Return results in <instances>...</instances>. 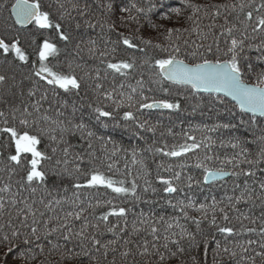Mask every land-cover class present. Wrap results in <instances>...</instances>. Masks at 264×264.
I'll use <instances>...</instances> for the list:
<instances>
[{
    "label": "snow or ice",
    "instance_id": "obj_1",
    "mask_svg": "<svg viewBox=\"0 0 264 264\" xmlns=\"http://www.w3.org/2000/svg\"><path fill=\"white\" fill-rule=\"evenodd\" d=\"M147 7L138 6L134 0H110L103 7L109 18L116 17L111 23L108 19H104L100 24L101 28L107 27L109 31L117 33L118 39L110 41L113 45L110 49L100 51L97 48L95 39L89 38L83 43L89 45L88 51L92 55L98 52L100 64L103 68L97 67L85 72L83 76H78L75 70L69 64V71L57 69L49 64V58L54 57L59 52L57 44L48 38H43L42 42L37 43L34 54L38 56L39 67H36L37 61L32 62V66L27 75L20 72L21 79H16L17 71L24 69L29 60L30 53L21 45V37L17 33L8 36L7 33L12 30L15 25H33L37 31L54 29L58 35V40L61 42L71 43L73 37L70 31L60 22L70 16L69 10L63 3H58V18L56 21L52 18V13L49 10H44L40 0H15L11 4V14L6 18L3 28L0 29V85H9V87L0 90V98L3 99L5 110H0V118H3V126L0 127V133L7 137L6 144L3 147L8 149V155L3 162V169L11 179L12 175H18L17 192H11V184L5 183L0 187V193H11L6 201L3 195H0V264H20L21 261L27 264L28 261H35L38 255H44L45 250L49 254H57L59 259L56 264H105L107 256L111 252L115 254L117 251L116 245L122 239V233H125L127 227V213L130 208L117 206L113 204L111 199L106 201L96 200L93 204L89 202L87 208L84 207V201L80 198V191L83 189H92L104 187L111 189L117 195L130 194L139 201L141 197L137 195V179L145 178L148 173L143 159L137 160L136 155L139 149H132V164H139L143 174L137 175L131 179L130 185L126 178L115 179L112 173L115 164L108 162L104 170V163L111 161L112 157L120 151L118 147H114L111 155L107 152L100 164L95 161L97 157L94 152L89 151L88 164L91 165L87 170H82L79 163H75L72 172H69L67 165L72 163L68 157L72 155L70 149L72 145L69 143L70 135L80 134L82 139H86L88 149L93 148L92 140L95 137L97 140L104 139L97 137L83 115L79 119L75 113L79 109L72 106V114L65 116L60 110L61 107L67 108V101L60 98V90L66 94L75 93L81 101L86 100L89 95L93 97L95 103L89 101L88 108L93 109L96 114L95 118L101 122V118H113V111L105 109L102 101H112L116 105V109H120L127 103V109L123 111L122 119L124 121H133L138 129H146L149 132L155 131V126H149L147 120L140 121L132 109H179V102H172L168 98L155 99L144 95V80L143 78L136 81V85H127L129 91L125 93L123 89L125 84L121 82L119 85L106 89L104 82L109 75L127 77L129 70L135 69V57H118V48L126 46L127 49H137L138 44L135 40H139L144 47H139L138 50L145 55V59L140 61L141 65H147L150 69L149 80L151 83L159 84L162 92L169 93V88L165 87V82L171 85L187 86L193 93L207 92L223 94L224 97H230L235 102L234 107L240 109L241 113H252L253 121L255 114L259 113L264 117V0H260L257 4L255 0H235L231 3H193V0H179L181 6L168 7L164 0H145ZM0 7H4L0 5ZM51 7V6H49ZM71 8L78 12L80 17H85L89 14L91 4L88 0L80 3L76 0L71 4ZM167 8L165 11L164 9ZM159 11L162 21L175 20L177 24L181 20L190 22L188 27H167L164 23L153 22L149 18V13ZM186 10H190L186 14ZM229 14H235L234 22H230ZM141 16L147 23L148 27L154 30L163 29L162 34L167 45L163 43H153L152 38L144 39L143 36L125 35L124 32L118 31V28H129L132 24L136 27V33L141 32L144 24L141 23ZM223 16V23L217 24V20ZM14 17L13 23H8V19ZM211 22L205 27H201V22L205 19ZM84 25L94 27L95 24L91 19H85ZM81 27L80 23L76 24V28ZM206 28V30H205ZM219 28V32L215 30ZM188 32L189 35L195 34L201 43H192L195 45L191 51H185L181 54V45L176 43L182 39L183 33ZM260 37L259 42L257 37ZM211 37V43L205 44ZM35 42V40H33ZM223 43V47L221 44ZM185 48L192 47L188 39L183 40ZM77 49L80 48V43L76 44ZM149 49L152 52H149ZM204 49V51H201ZM155 50H159L157 53ZM257 54L253 59L251 51ZM167 53V55H163ZM212 56L213 58H208ZM11 57V59H9ZM191 58V59H190ZM77 67H80L77 65ZM259 67V70L257 68ZM103 73V74H102ZM30 82V86L25 89L24 82ZM44 82L45 91L40 92V83ZM50 86V87H49ZM81 89H84V96H80ZM49 91H51L53 99H49ZM151 91V89H149ZM39 93V98L37 94ZM119 95L120 99L115 100L114 96ZM139 99H136V96ZM150 102H146L149 101ZM53 102L59 107L56 108V117L50 115ZM223 103V99H220ZM45 103L49 104V108H45ZM83 107V105H81ZM10 116V119H9ZM63 117V118H62ZM107 126L106 124L104 125ZM225 129L236 128L235 124L225 123L217 125ZM171 131V129H169ZM264 133V128L261 129ZM187 136V133H185ZM47 136L50 141L51 153L48 155L46 151L38 149V145L42 143L43 137ZM187 140L191 143L174 144L170 148L167 145L164 147H154L149 145L147 151L151 153H160L166 157H182L188 153L201 148V143L197 142L194 136H187ZM110 142V138L105 143ZM259 143V150L254 154L248 148L242 146V141L232 139L229 141L231 146L239 148L240 151L233 157L227 159L226 163L232 166V171H225L221 168H211L204 161H200L196 166L203 169V183L207 184L210 181H216L225 176L244 177L243 187L240 184L234 183L233 189L239 190V194L226 195L225 198L218 201L215 197L211 203L202 202L198 205L193 203L189 198L188 203L178 201L173 207H179L183 213L185 220L191 221L196 226V231H189L188 228L179 222V218H169L174 220V223L165 220L163 216L159 219L149 218L148 214L141 212L137 216V220L133 221L132 233L138 234L141 229L137 224L144 225L145 231H148L153 237V242L149 245L148 240L143 241L142 251L139 252L141 257H158V260L153 262L149 259L145 264H165L166 261L178 259L179 254L185 252L184 247H181L183 241L189 242V248L198 247L197 235L201 234V224L208 221L209 225L214 226L217 232L221 234H232L236 231L230 226L231 214L235 213V219L239 221L249 220L255 224L256 218L250 217L245 212H241L238 205L240 203L255 204L256 200L264 206V179L257 180V170L259 165L264 164V134L255 137L253 143ZM221 143H224L221 141ZM206 147V145H205ZM167 149V150H165ZM124 151H127L126 149ZM61 153V156H57ZM30 154V159L28 158ZM55 158V163L52 166V171L56 175L67 173L68 175L76 174L77 182L72 185L74 189L72 197H61V199L49 200L44 203L41 199L39 203L43 206L44 211L35 207L36 201L29 202L28 197L18 199L22 191L30 190L31 193L37 191V187L32 185L40 182L45 183L48 173L41 168L42 161L51 162ZM212 157L206 156L205 160H211ZM74 161H84L82 154H74ZM63 165L62 172H57L56 169ZM247 165V167H243ZM127 169V165L125 166ZM178 167L181 171H175L172 164L165 165L163 162L157 165L158 169L164 172L171 173L165 177L159 172L157 180L164 186V193H175L179 189L176 183L182 179V170L186 167L181 163ZM239 169V170H237ZM119 171V169H116ZM264 176V168L259 169ZM125 177L132 175L131 171H126ZM252 179V185L249 184V179ZM189 187L192 183H201L199 180H193L192 176L186 177ZM83 181L82 183L80 181ZM144 191L147 192L151 188V182L145 179ZM259 194H256L253 185H257ZM152 192H156V188H151ZM225 200L227 201L225 203ZM62 202L70 203L73 210L63 212V215H47L53 211L54 205H60ZM171 204V201H168ZM22 205V206H21ZM108 207V211L103 210V206ZM195 208L200 213V217L189 216L186 209ZM88 209L92 212L86 215ZM100 210V214L95 215L96 211ZM15 213V215H13ZM211 214V219H209ZM217 214L221 219L227 222L225 225L217 223ZM115 216L119 219L123 218L125 226L120 227L119 222L112 224L110 217ZM91 217V218H90ZM260 227L259 234L261 240L259 248L261 251H256L252 245L257 244L256 240L249 239L246 243H237L235 246L239 248V260L247 262V264H256V258H260V264H264V211L259 217ZM95 220V223L92 222ZM76 222H80L79 229H75ZM158 223L165 224V235L163 236L164 243L161 245L158 242L161 237L160 229L156 226ZM103 224V230H101ZM178 228L179 233L169 230ZM244 231L253 233L256 228L244 227ZM104 233H111L114 237L104 243L101 239ZM58 234V239L53 242L51 237ZM178 237V238H177ZM63 241V243L60 242ZM132 240L124 239V246H128ZM50 245L51 247H47ZM170 245H174L176 250L173 251ZM151 248V251L149 250ZM204 248L207 251L208 241L204 240ZM163 249V251L161 250ZM216 255L221 254L220 244L217 242V248L214 250ZM223 254L227 255L230 260L238 256V252L234 249L224 247ZM249 252L254 255H248ZM15 253V254H14ZM129 255H135L131 249L120 253L124 258L122 264H128L126 258ZM103 257V259H101ZM192 264H199L195 256L191 257ZM40 264H52L47 258L40 261ZM107 264H116L115 255L112 261H107ZM181 264H184L181 261Z\"/></svg>",
    "mask_w": 264,
    "mask_h": 264
},
{
    "label": "trees",
    "instance_id": "obj_2",
    "mask_svg": "<svg viewBox=\"0 0 264 264\" xmlns=\"http://www.w3.org/2000/svg\"><path fill=\"white\" fill-rule=\"evenodd\" d=\"M14 0H0V5L4 7H0V29L3 28L6 18L10 16V7ZM42 7L44 10H49L52 13V18L54 21L58 18V3H63L65 7L69 10L70 16L60 21L65 28H67L71 35L75 37V39L71 42H61L58 40V35L54 29L47 30H39L37 31L33 25H27L25 27H20L15 25L11 31L7 33L8 36H12L15 34H19L21 37V45L25 47L30 53V60L27 66L17 71L16 79L19 81L21 79L20 72L27 75L31 69L32 62L37 61L36 67H39L38 64V56L34 54V49L37 47V43L42 42L43 38H48L52 42L57 44V48L59 52L56 56L49 58V64L51 66H55L59 70L69 71V64L71 63L72 69L75 70L78 76H83L85 72L90 69H95L97 67L103 68L104 66L100 64V58L98 52L96 55H92L88 51L89 45L82 42L88 40L89 38L95 39L97 42V48L100 51H104L106 49H110L113 45L110 41H116L118 39L117 33L114 31H109L107 27L101 28L100 24L104 19H108V22L111 23L113 19L116 17L109 18V15L106 13L104 9V5L110 0H88L91 4L90 12L85 17H80L76 10L71 8V4L76 2V0H40ZM84 0H80V3H83ZM138 6L147 7V3L145 0H134ZM155 2L159 3V0H155ZM165 4L168 7L172 6H181L179 0H164ZM235 2V0H193V3L203 4V3H231ZM258 4L260 0H255ZM51 6V7H49ZM165 11L167 8L164 9ZM190 10H186L187 12ZM149 18L156 23H164L167 27L177 26V27H188L191 26L190 22H186L185 20H181L179 24L176 23L175 20L172 21H162L160 19L159 11H155L153 13H149ZM85 19H91L95 24L94 27H88L84 25ZM230 22H234L235 14H229ZM211 21L205 18L201 22V27H205ZM217 24H222L223 16L219 18ZM8 23H13V19H8ZM80 23L81 27L79 29L76 28V24ZM141 23L144 24L141 32L136 33L134 28L136 27L132 24L129 28H118V31L124 32L125 35H132L134 38L136 36H143L144 39L152 38L153 43H163L167 45V41L165 40L164 35L162 34L163 29L157 31L148 27L147 23L144 21L143 16H141ZM206 30V28H205ZM219 32V28L215 30ZM188 39L190 45L192 47L185 48L183 45V40ZM260 37H257V40L254 41L256 43L259 42ZM35 40V42H33ZM201 43V41L197 38V36L193 33L189 35L188 32H184L182 39L180 41H176L181 45V54L183 55L185 51H191L195 45L192 43ZM139 47H144V45L140 44L139 40H135ZM211 37L207 41H204L205 44L211 43ZM80 43V48L77 49L76 44ZM223 47V43L221 44ZM137 49H127L126 46H121L118 48V57H135L136 58V67L133 70H129L127 77L115 75V79H113V75H109L108 79L104 82V86L106 89H111L112 87L119 85L121 82L125 84V88L123 91L127 93L129 89L127 88L128 84L133 86L136 85V81L143 78L144 80V95L155 99L160 98H168L172 102H179V109H162V108H151V109H138V105L136 108L132 109L139 120L149 122V126H155L154 132H149L146 129H138L136 127L135 122L133 121H124L122 119L123 111L127 109V103L120 108L116 109L115 103L112 101H102V104L105 106L106 110L113 111V118H101V122H98L93 113V109L88 108L87 104L89 101H92L93 104L95 101L93 97L89 95L86 100L81 101L79 97L75 95V93L66 94L63 90H60V98L62 100H66L67 108L61 107L60 110L64 112L65 116H69L72 114V106H75L79 109L75 113L77 119L83 115L85 121L88 123L89 128L95 132L97 137H103L104 139L97 140L95 137L92 140L93 148L88 149L86 139H82L79 133L75 135H70L68 137L69 143L72 145L70 149V155L68 159L73 161L67 165L69 172H72L74 164L79 163L82 170H87L91 167L90 164L87 163L89 160V156L87 153L89 151L94 152L97 157L96 163L100 164L103 160L105 153L107 152L111 155L114 147H118L121 150L118 151L115 156L112 157L111 161H106L104 163V170L107 171V163L114 162L115 167L112 173L113 178L122 179L126 178L127 183L130 185L131 179L133 177H137L138 173L143 174V170L140 169L139 164H132V149H139L144 151H138L136 155V159H143L146 165V171L148 175L145 178L137 179L138 189L137 195L141 197L139 201H136L134 197L130 194L128 195H117L111 191V189H106L104 187H97L92 189H83L80 191V198L84 201V207L87 208V204L89 202L95 203L96 200L106 201L111 199L113 204L117 206H124L126 208H130L131 211L127 213V227L125 233H122L123 237L118 241L116 245L117 251L115 254L111 252L107 256V261H112L113 256L115 255L116 264H122L124 260L123 257L120 256V253L131 249L135 255H129L126 260L128 264H145L149 259L153 262L158 260V257H141L139 252L142 251V246L144 240L149 241V245L153 242L152 235L149 234L148 231H145L144 225L137 224V227L141 229L138 234H134L129 237V233H132L133 221L137 220L138 214L141 212L148 214L149 218L159 219V217L163 216L165 220H168L171 223H174V220H169V218H179V222L186 226L189 231H196V226L189 220H185L183 218V213L180 211L179 207H173L176 205L178 201H184L185 204L188 203V199L190 198L193 203L199 204L202 202L211 203L212 198L215 197L216 200L220 201L225 198L226 195L239 194V190L233 189V184L237 183L243 187L244 177H232L226 176L223 179H219L213 182H209L207 184L203 183V169L197 167L196 165L200 161H204L211 168H221L223 167L225 171H232V166L227 164V159L236 155L240 149L233 148L231 143H229L232 139L241 140L242 146L248 148L250 152L253 154L259 150V143H253L255 137H258L264 133L261 132V129L264 128V117L255 116L253 121V115L248 113H241L240 109L234 107V102L227 99L226 97H222L216 94H207V93H193L189 87L182 85H171L168 82H165L164 86L169 88V93L165 94L161 90V86L159 84L151 83L149 80L150 69L147 65H141L140 61L145 59V55L141 53ZM159 53V50H155ZM204 51V49H201ZM151 53L152 50L149 49ZM256 52L251 51V55L253 59L256 56ZM163 55H167V53H163ZM208 58H213L209 56ZM11 59V57H9ZM191 59V58H190ZM0 61H2V56H0ZM79 65L80 67H77ZM259 70V67L257 68ZM103 74V73H102ZM11 81H9V85ZM25 89L30 86V82L25 81ZM9 85H0V90L9 87ZM50 87V86H49ZM151 89V91H149ZM45 91L44 82L40 83V92ZM80 96H84V89H81ZM37 98H39V93L37 94ZM223 99V103L220 102V99ZM49 99L52 100L51 91H49ZM115 100H119V95L114 96ZM136 99H139V96H136ZM146 102H150L146 101ZM83 105V107H81ZM45 108H49V104L45 103ZM59 105L53 102L50 115L55 118L56 117V108ZM0 110H7L3 104V99L0 98ZM63 118V117H62ZM10 119V116H9ZM225 123L235 124L236 128L225 129L222 127H216L217 125H222ZM107 125L106 127L104 125ZM3 126V118H0V127ZM171 129V131H169ZM194 136L196 141L201 143V148L194 150L191 153H188L182 157H166L160 153H151L146 149L149 145H153L154 147H164L165 145L170 148L174 144L180 143H191V141L187 140V136ZM110 138V142L105 143ZM223 141L224 143H221ZM7 142V137L0 133V169H3V162L6 160L8 155V149L3 147ZM49 138L47 136L43 137L42 143L38 145V149L41 151H46L48 155H52L51 146ZM206 145V147H205ZM127 151H124V150ZM167 150V149H165ZM79 153L84 156V161H74V154ZM61 153H57V156H61ZM206 156L212 157L211 160H205ZM30 159V154L29 157ZM55 158L51 162L45 160L41 163V168L45 170L48 175L46 176L45 183L40 184L37 182L32 185L33 187H37V191L33 194L30 190H25L20 193L18 199H22L24 197H28L29 202L32 200L36 201L35 207L44 211L43 206L39 203L41 199L44 200V203H48L49 200L61 199V197H72V193L74 189L72 185L77 182L75 176L68 175L67 173H63L62 175H56L52 171V166L55 163ZM163 162L165 165L172 164L174 166L175 171H181L178 167H175L181 163H184L186 167L182 170V179L181 181L176 183L178 187V191L175 193H164L163 185L157 180V173L159 172L161 175L168 177L171 173L164 172L162 169H158L157 165ZM127 165V169L126 166ZM63 165L59 166L56 171L62 172ZM243 167H247V165H243ZM264 168V164L259 165L257 170V180L264 179V176L261 175L259 169ZM119 169V171H116ZM239 170V169H237ZM126 171H131L132 175L129 177H125ZM192 176L193 180H199L201 183L197 184L195 182L192 183L191 187L188 185V181L186 177ZM145 179L151 182V188H156V192L153 193L151 188L147 192L144 191ZM19 180L18 175H12L11 179H9V175L0 170V187H3L5 183L11 184V192H17V181ZM83 182L82 180L80 181ZM249 184L252 185V179H249ZM253 188L256 194H259L258 184L253 185ZM5 197L7 201L11 195V193H0ZM171 201V204L168 201ZM227 201L225 200V203ZM22 206V205H21ZM241 212H245L250 217L256 218V223L252 224L249 220H243L242 222L236 220L235 213L231 214L233 217L231 219L230 226L234 227L236 231L232 234H221L217 232L214 226L209 225L208 221H204L201 224V234L197 235L198 247L193 246L189 248V242L187 240L183 241L181 247H184L185 252L183 254H179L178 259H172L171 261H166L165 264H181V261L184 264H192L191 257L195 256L199 261V264H237L239 260V248L235 246L237 243H246L249 239L256 240L258 243L252 245L256 251H261L259 248V242L261 240V236L259 234L260 227V215L261 212L264 211V206L261 205L259 200L255 201V204L252 203H240L238 205ZM73 210L72 205L70 203L62 202L60 205H54L53 211L51 213H47V215H63V212ZM104 211H108V207L103 206ZM189 216L200 217V213H198L195 208L186 209ZM92 212L91 209H88V212L85 214ZM100 210H97L95 215H99ZM15 215V213H13ZM91 218V217H90ZM209 219H211V214H209ZM95 223V220H92ZM110 222L112 224L118 223L120 227L125 226V221L123 218L119 219L112 216L110 217ZM217 223L220 225H225L227 222L223 221L219 214H217ZM241 223H243L244 227H252L256 228L257 231L253 233L246 232L242 229ZM159 229V235L161 237L159 244H163V236L165 233V224L158 223L156 225ZM80 222H76L75 229H79ZM101 230H103V224H101ZM179 233V229L175 228V226L169 230L171 232ZM101 239V243L109 239H113L111 233H104ZM131 239L132 243L128 246H124V239ZM178 238V237H177ZM207 238L208 248L205 251L204 248V240ZM53 242H56L58 239V234L51 237ZM63 243L62 240H60ZM217 242L220 244L221 254L216 255L215 249L217 248ZM47 247H51L48 245ZM172 250L175 251L176 247L174 245H170ZM224 247H228L230 249H234L238 252V256L230 260L229 257L223 254L222 249ZM151 251V248H149ZM163 251V249H161ZM15 254V253H14ZM248 255H254V253L249 252ZM47 258L52 264H56L59 257L57 254H49L47 248L45 250L44 255H38L35 261H28L27 264H40V261ZM103 259V257H101ZM105 261V264H107ZM20 264H24L23 261ZM67 264V262H65ZM83 264H87V261H84ZM241 264H247V262H241ZM256 264H260V258H256Z\"/></svg>",
    "mask_w": 264,
    "mask_h": 264
},
{
    "label": "water",
    "instance_id": "obj_3",
    "mask_svg": "<svg viewBox=\"0 0 264 264\" xmlns=\"http://www.w3.org/2000/svg\"><path fill=\"white\" fill-rule=\"evenodd\" d=\"M14 2H15V0H14ZM14 2H13V3H14ZM10 14H11V7H10ZM12 19H13V21H14V17H12ZM18 26H21V25H18ZM24 26H27V25H24ZM24 26H22V27H24ZM201 93H207V92H201ZM220 95L224 96L222 93H221ZM226 98H228L229 100H231L230 97H226ZM231 101H232V100H231ZM232 102H234V101H232ZM234 103H235V102H234ZM248 114L253 115L252 113H248ZM255 115H256V116H260L259 113L255 114ZM210 182H212V181H210Z\"/></svg>",
    "mask_w": 264,
    "mask_h": 264
},
{
    "label": "rangeland",
    "instance_id": "obj_4",
    "mask_svg": "<svg viewBox=\"0 0 264 264\" xmlns=\"http://www.w3.org/2000/svg\"><path fill=\"white\" fill-rule=\"evenodd\" d=\"M14 2V1H13ZM20 27H22V26H20ZM25 27V26H24ZM38 60V59H37ZM207 94H216V93H207ZM216 95H219V96H222V95H220V94H216ZM222 97H224V96H222ZM228 99V98H227ZM256 116V115H255ZM226 177V176H225ZM225 177H223V178H225ZM223 178H221V179H223ZM219 180V179H218ZM213 182V181H212Z\"/></svg>",
    "mask_w": 264,
    "mask_h": 264
}]
</instances>
